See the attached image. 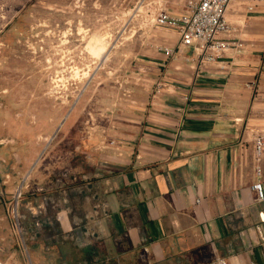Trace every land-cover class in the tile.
I'll return each instance as SVG.
<instances>
[{"label": "crops", "instance_id": "obj_1", "mask_svg": "<svg viewBox=\"0 0 264 264\" xmlns=\"http://www.w3.org/2000/svg\"><path fill=\"white\" fill-rule=\"evenodd\" d=\"M186 1L146 0L173 16ZM225 18L218 38L229 47L214 61H201L176 30L147 35L100 135L110 141L83 201L94 233L63 241L65 264H264V199L252 189L259 179L264 191V155L257 162L253 148L264 130V0H231ZM67 220L72 230L76 219ZM14 241L0 213V254Z\"/></svg>", "mask_w": 264, "mask_h": 264}, {"label": "rangeland", "instance_id": "obj_2", "mask_svg": "<svg viewBox=\"0 0 264 264\" xmlns=\"http://www.w3.org/2000/svg\"><path fill=\"white\" fill-rule=\"evenodd\" d=\"M155 15L146 0H0V213L15 237L4 264H35L26 246L39 239L94 233L83 201L100 135Z\"/></svg>", "mask_w": 264, "mask_h": 264}, {"label": "built area", "instance_id": "obj_3", "mask_svg": "<svg viewBox=\"0 0 264 264\" xmlns=\"http://www.w3.org/2000/svg\"><path fill=\"white\" fill-rule=\"evenodd\" d=\"M231 0H187L184 12L173 16L165 9H158L154 23L161 28L176 30L180 36V43L193 46L200 54L201 61H214L229 47V43L218 36L229 31L225 18L226 9ZM262 1V0H254ZM252 8V7H250ZM166 57H171L175 49L171 46L159 47ZM264 72V66L262 68ZM253 148L256 161L264 155V130L257 131L253 137ZM257 176L261 175V167L255 168ZM252 189L257 193V199H264L262 182L258 179ZM215 264H228L224 258Z\"/></svg>", "mask_w": 264, "mask_h": 264}, {"label": "water", "instance_id": "obj_4", "mask_svg": "<svg viewBox=\"0 0 264 264\" xmlns=\"http://www.w3.org/2000/svg\"><path fill=\"white\" fill-rule=\"evenodd\" d=\"M47 242V244L45 245V243ZM47 245H49L47 247ZM28 253L31 257V259L34 261L35 264H38L35 260V257H43L44 261L47 264H58V258H59V263L60 260L63 259L62 256L60 257L59 254L58 256L56 255V257L53 258L52 260V255L54 253H57L59 246L56 242L54 241H46V240H41L39 239V241L37 242V245H35L34 247H30V246H26Z\"/></svg>", "mask_w": 264, "mask_h": 264}, {"label": "bare ground", "instance_id": "obj_5", "mask_svg": "<svg viewBox=\"0 0 264 264\" xmlns=\"http://www.w3.org/2000/svg\"><path fill=\"white\" fill-rule=\"evenodd\" d=\"M0 264H4V263L0 260Z\"/></svg>", "mask_w": 264, "mask_h": 264}]
</instances>
